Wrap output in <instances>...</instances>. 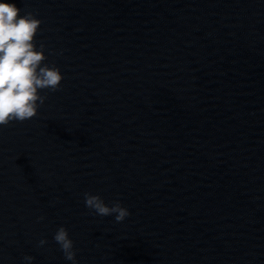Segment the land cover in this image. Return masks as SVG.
Segmentation results:
<instances>
[{
    "label": "clouds",
    "instance_id": "obj_1",
    "mask_svg": "<svg viewBox=\"0 0 264 264\" xmlns=\"http://www.w3.org/2000/svg\"><path fill=\"white\" fill-rule=\"evenodd\" d=\"M21 11L15 3H0V128L36 117L38 109L47 99L38 90L56 92L63 80L58 67L43 63L47 59L43 43L37 50L35 37L42 21L32 12L21 15ZM84 203L98 216H114L117 223L130 215L119 200L108 206L99 195L86 192ZM38 219L43 220L44 217ZM53 239L65 259L77 264L74 242L69 238L68 230L59 227ZM46 243L42 239L39 246ZM33 259L32 256L24 257L27 264H31Z\"/></svg>",
    "mask_w": 264,
    "mask_h": 264
}]
</instances>
